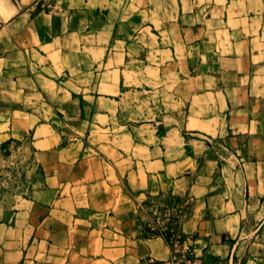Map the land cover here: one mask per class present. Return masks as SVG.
<instances>
[{
	"label": "crops",
	"instance_id": "1",
	"mask_svg": "<svg viewBox=\"0 0 264 264\" xmlns=\"http://www.w3.org/2000/svg\"><path fill=\"white\" fill-rule=\"evenodd\" d=\"M177 236L264 264V0H52L0 28V264H164Z\"/></svg>",
	"mask_w": 264,
	"mask_h": 264
},
{
	"label": "rangeland",
	"instance_id": "2",
	"mask_svg": "<svg viewBox=\"0 0 264 264\" xmlns=\"http://www.w3.org/2000/svg\"><path fill=\"white\" fill-rule=\"evenodd\" d=\"M51 6L52 0H0V28H18Z\"/></svg>",
	"mask_w": 264,
	"mask_h": 264
},
{
	"label": "built area",
	"instance_id": "3",
	"mask_svg": "<svg viewBox=\"0 0 264 264\" xmlns=\"http://www.w3.org/2000/svg\"><path fill=\"white\" fill-rule=\"evenodd\" d=\"M171 255L164 264H205L203 259L194 253L193 245L182 236L169 239Z\"/></svg>",
	"mask_w": 264,
	"mask_h": 264
}]
</instances>
